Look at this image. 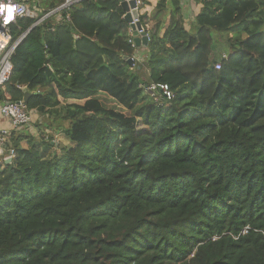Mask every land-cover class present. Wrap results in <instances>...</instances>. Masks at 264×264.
Returning a JSON list of instances; mask_svg holds the SVG:
<instances>
[{"label":"trees","instance_id":"1","mask_svg":"<svg viewBox=\"0 0 264 264\" xmlns=\"http://www.w3.org/2000/svg\"><path fill=\"white\" fill-rule=\"evenodd\" d=\"M63 1L33 0L13 41ZM192 1L187 26L159 0L139 48L118 0L45 17L15 48L0 106L32 113L0 161V264H264V0ZM44 117L67 123L69 149L33 137Z\"/></svg>","mask_w":264,"mask_h":264},{"label":"built area","instance_id":"2","mask_svg":"<svg viewBox=\"0 0 264 264\" xmlns=\"http://www.w3.org/2000/svg\"><path fill=\"white\" fill-rule=\"evenodd\" d=\"M86 0H64L63 3L56 9L50 11L44 17L38 19L34 24H39L45 17H48L52 14H60L63 11H68L72 6L77 5ZM33 0H0V85L8 81L11 71V56L22 41L24 36L23 34L18 37L15 41L12 39V27L16 25L17 20L23 17L36 18L37 14L35 11V3H32ZM138 13L140 7V1L135 0ZM32 14L35 15L32 16ZM67 20L68 16L65 17ZM136 21H133L135 24ZM132 33V31L130 30ZM145 33L144 29L142 30ZM141 34V32H139ZM146 35V33H145ZM147 36V35H146ZM148 37V36H147ZM129 43L134 47L133 40H129ZM226 59V55H222L220 60L217 61L214 65L216 70L220 69L221 60ZM130 61L133 63L137 61L136 57L133 56ZM146 93H149L155 101L165 99L170 101L173 99L174 95L166 84H153L150 83L145 87ZM31 111L27 110L25 104L21 101L5 103L0 106V117L6 119L10 123L12 129H22L24 126H28L31 121ZM5 140L2 139L0 133V161L11 158L15 156L14 149L6 146L4 143Z\"/></svg>","mask_w":264,"mask_h":264},{"label":"rangeland","instance_id":"3","mask_svg":"<svg viewBox=\"0 0 264 264\" xmlns=\"http://www.w3.org/2000/svg\"><path fill=\"white\" fill-rule=\"evenodd\" d=\"M153 13L152 11L150 12V14H148V17H147V20H146V26H145V29L144 31H149L151 28H152V22L150 21V18L152 17ZM32 16L35 17L34 14H32ZM150 16V17H149ZM231 37V35L229 36ZM214 38L215 40L217 41V44L214 48V56L216 58V61L219 60V56L222 54V52H224L226 54L227 50L224 49L225 47L220 44L222 43L220 41V37L219 35H214ZM142 60L143 58H141V62L142 63ZM146 67V66H145ZM132 70H135L134 66L132 67ZM37 116V115H36ZM37 123V122H36ZM38 126H35L33 128H30L31 130H33V137L35 139H37V141H41L42 139L44 140H49L52 144H54L58 149L57 151L59 150H64V149H69L71 147V143L70 141L67 139V137L64 135V131H56L55 128H57V125L58 126H63V127H67V123L66 122H62L60 120V118H57V117H44L42 119V124H37ZM52 125V127L54 128V130L52 128H49V126ZM45 137H43V136ZM1 137L2 139L4 140L2 134H1ZM9 137V135H8ZM5 144L8 143V139L5 138V141H4ZM23 146H25L26 144L25 143H22ZM39 150L41 151V154L42 155H46L47 153H49V151L52 153L54 150L53 149H42L41 146L39 147ZM50 153V154H51Z\"/></svg>","mask_w":264,"mask_h":264},{"label":"crops","instance_id":"4","mask_svg":"<svg viewBox=\"0 0 264 264\" xmlns=\"http://www.w3.org/2000/svg\"><path fill=\"white\" fill-rule=\"evenodd\" d=\"M158 1L159 0H147L149 5L145 6L141 10V13H146L147 15L150 14V12L156 7ZM180 2L183 6V16L188 26L190 25V23L194 20L195 16L197 15L199 11V7L194 6L192 0H180ZM56 16L58 19H60L59 15H56ZM141 53H142V50H138V49L136 50L135 55H134L137 59V61L134 64L135 70H132L131 68V72L135 76L139 77L140 79L149 82L148 69L144 66L137 64V62L140 63ZM222 55H226V54L222 52V54L219 56V59L221 58ZM10 131H11L10 123L6 119L0 117V133L2 134L4 140L5 138L8 139V135Z\"/></svg>","mask_w":264,"mask_h":264},{"label":"water","instance_id":"5","mask_svg":"<svg viewBox=\"0 0 264 264\" xmlns=\"http://www.w3.org/2000/svg\"><path fill=\"white\" fill-rule=\"evenodd\" d=\"M119 6L124 12V20L129 25L130 30L132 31L134 47L146 46L148 44V37L145 33L142 32L143 27L139 22V13L135 3V0H118ZM133 21H136L133 24ZM36 25H33L26 33L32 30ZM141 32V34H139ZM130 66H133V63L129 60ZM11 158L5 160L6 164L11 163Z\"/></svg>","mask_w":264,"mask_h":264}]
</instances>
